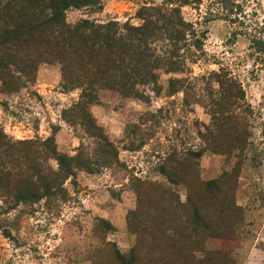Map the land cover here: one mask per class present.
<instances>
[{"label": "trees", "instance_id": "1", "mask_svg": "<svg viewBox=\"0 0 264 264\" xmlns=\"http://www.w3.org/2000/svg\"><path fill=\"white\" fill-rule=\"evenodd\" d=\"M202 1L161 0L158 6L142 7L137 13L142 24L135 27L89 19L67 22L69 9L97 12L101 0H0L1 91L32 84L39 66L57 64L63 89L79 92L78 100L64 112L65 119L78 121L98 146L90 154L81 144L74 156H68L57 152L54 137L14 142L0 130V215L41 202L46 210L66 206L72 200L67 181L76 187L77 173L98 174L118 163L117 148L95 123L89 106L99 103L104 91L122 99L148 101L150 94L158 97L163 90L160 73H185L188 64L203 55L205 33L199 34L184 21L181 8L199 6ZM209 7L215 10L209 9L205 19L236 23L242 30L235 35L247 37L255 59L264 64V18L253 19L255 13L248 16L235 0H211ZM248 28L256 36L249 35ZM208 77L205 107L210 123L203 131L196 130L200 144L172 151L164 165L171 184L186 186L185 202L162 186L136 181V246L121 255L105 244V249L96 251L104 264H197L192 253L200 247L201 238L232 234L229 223L238 212L235 185L250 150L248 116L252 112L245 105L241 85L231 76L219 72ZM185 84V79L170 78L166 94L185 95L189 90ZM203 153L234 156L237 162L230 173L200 182L193 170ZM2 233L9 237L6 229ZM229 256L219 254L216 263L205 258V263L230 264Z\"/></svg>", "mask_w": 264, "mask_h": 264}, {"label": "rangeland", "instance_id": "2", "mask_svg": "<svg viewBox=\"0 0 264 264\" xmlns=\"http://www.w3.org/2000/svg\"><path fill=\"white\" fill-rule=\"evenodd\" d=\"M235 1L248 16L255 13L253 19L264 18V0ZM210 2L203 0L199 6L181 8L184 21L193 24L199 34L205 33L203 55L189 63L185 73H160V96L150 94L148 101H142L104 91L99 103L89 106L95 123L117 148L118 163L98 174L77 173L76 187L67 181L72 200L66 206L62 203L59 208L46 210L41 202L27 208L19 206L8 216L0 215V223L7 219L0 229V264H104L96 251L108 243L113 245V252L128 255L137 243L138 219L133 213L136 181L162 186L185 202L187 188L168 181L165 161L172 151L200 144L196 130L203 131L210 123L205 107L208 76L219 72L241 85L245 105L252 112L248 116L250 150L236 180L238 212L229 223L230 239L203 237L192 255L197 264H208L205 258L216 263L219 254L225 253L230 255V264H264V64L255 59L248 38L235 35L242 30L236 23L205 19L209 9L215 10L209 7ZM160 4L161 0H101L99 11L69 9L66 20L138 27L142 24L137 17L140 8ZM246 32L256 36L251 28ZM170 78L185 79V86H189L185 95L166 94ZM216 88L212 84V89ZM78 97L77 90L63 89L57 64H43L34 83L11 92L0 88V130L14 142L54 137L60 154L74 156L81 144L85 153L91 154L98 146L84 134L78 121L69 123L64 117ZM236 162L234 156L203 153L193 172L200 182L215 180L230 173ZM49 163L56 168L54 161ZM3 229L9 237L3 235Z\"/></svg>", "mask_w": 264, "mask_h": 264}]
</instances>
